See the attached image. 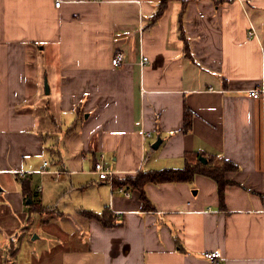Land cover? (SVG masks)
I'll return each instance as SVG.
<instances>
[{"label":"crops","instance_id":"crops-1","mask_svg":"<svg viewBox=\"0 0 264 264\" xmlns=\"http://www.w3.org/2000/svg\"><path fill=\"white\" fill-rule=\"evenodd\" d=\"M160 1L0 0V264L32 216L24 183L96 264H264V102L245 93L264 87V0ZM191 153L236 166L224 207L202 175L146 184V210L92 173L100 154L122 179ZM104 210L117 226L80 214Z\"/></svg>","mask_w":264,"mask_h":264},{"label":"trees","instance_id":"trees-1","mask_svg":"<svg viewBox=\"0 0 264 264\" xmlns=\"http://www.w3.org/2000/svg\"><path fill=\"white\" fill-rule=\"evenodd\" d=\"M169 1L174 0H161L156 16L160 15L162 11L165 9L166 4ZM184 3V2H182ZM184 14V7L178 16L179 21V33L180 37L184 40V32L182 28V17ZM186 51L187 47L185 45ZM190 121L189 115H185L184 120V131H188L190 129ZM197 153L187 154L184 157V166L182 169H164L159 171H146V172H138L133 176H126L122 179L115 178L114 186L117 187H128L134 191H137L139 194L140 202L142 203V208L148 210L150 208L149 201L145 195L144 188L146 184H159V183H169V182H192L196 175H202L213 180L217 185V193L219 205L224 207V189L228 182L225 180V173L228 171L236 170V166L226 160L217 161L215 158H210L206 163H201L198 158ZM23 184V183H22ZM27 183H24L22 186L26 200H31L29 205L31 213H39L40 211L47 210L40 203L36 202L34 198V193L31 190L26 188ZM80 214H83L85 217L89 219H93L99 222L103 227L110 228L117 226L112 215L104 210L101 213H92L90 211H80Z\"/></svg>","mask_w":264,"mask_h":264},{"label":"rangeland","instance_id":"rangeland-1","mask_svg":"<svg viewBox=\"0 0 264 264\" xmlns=\"http://www.w3.org/2000/svg\"><path fill=\"white\" fill-rule=\"evenodd\" d=\"M52 214L54 213L50 209L40 211L39 213H32L27 224L20 229L17 237L13 235L12 241H14V244H11L8 240L4 244L5 246L2 247L1 250L5 253L2 259H10L7 264H96L95 258L89 257V253L84 245H78L77 242L70 239L76 235L73 230L70 232L67 227L55 225L52 222L53 220L49 221V219H59L58 216H52ZM85 218L90 220L88 217ZM13 230L14 228L9 234L6 231L2 233L12 235L15 232ZM53 234L61 238L60 242H64V245L61 246V248L65 249L63 255H61L62 253L52 252ZM19 245L20 249L16 251L15 247ZM47 252L48 254H41ZM38 253H40L38 259H33ZM13 254H17V257L13 258Z\"/></svg>","mask_w":264,"mask_h":264},{"label":"built area","instance_id":"built-area-1","mask_svg":"<svg viewBox=\"0 0 264 264\" xmlns=\"http://www.w3.org/2000/svg\"><path fill=\"white\" fill-rule=\"evenodd\" d=\"M95 1H99V0H95ZM60 2L56 1L55 6H59ZM124 62V54L122 52H117L111 59V65L113 67H117L120 66L122 63ZM142 63L145 64L147 63V58L143 57L142 58ZM246 95L252 99H256V100H261L264 102V87L263 88H253V89H249L246 92ZM149 133L144 134V139H146L147 137H149ZM46 162H44V166H46ZM41 172H44V168L42 169ZM51 174L54 175V179L58 180L59 177L61 176V174L66 173L65 171H50ZM92 173L95 174L97 176V179L103 182H106L110 185H112V191L116 190L120 193H122L124 196H129L130 194L125 190L124 187H118V189L113 188L114 187V179L116 178V171L113 170L110 165L109 162L106 160L104 154H100L97 158V160L93 163V167H92ZM19 175L21 177H24V173L21 172L19 173ZM262 213H264V201H263V209H262ZM203 257L210 262V264H219L220 260H221V255L219 252L216 251H211V252H205L203 254Z\"/></svg>","mask_w":264,"mask_h":264},{"label":"water","instance_id":"water-1","mask_svg":"<svg viewBox=\"0 0 264 264\" xmlns=\"http://www.w3.org/2000/svg\"><path fill=\"white\" fill-rule=\"evenodd\" d=\"M45 90L46 92H48V88H47V85L45 83ZM160 144V139L158 138L153 144H152V148L153 149H156L158 147V145ZM199 160L202 162V163H206V159H204L203 157H199ZM31 203V200H27V204H30Z\"/></svg>","mask_w":264,"mask_h":264}]
</instances>
